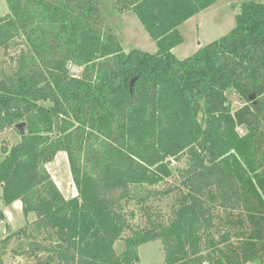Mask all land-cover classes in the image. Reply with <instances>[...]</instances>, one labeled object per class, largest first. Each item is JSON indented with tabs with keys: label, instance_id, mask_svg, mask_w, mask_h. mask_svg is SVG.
<instances>
[{
	"label": "trees",
	"instance_id": "obj_1",
	"mask_svg": "<svg viewBox=\"0 0 264 264\" xmlns=\"http://www.w3.org/2000/svg\"><path fill=\"white\" fill-rule=\"evenodd\" d=\"M112 1L155 53L125 52L97 0H4L0 200L34 219L0 241V264L11 241L33 264H138L154 241L164 264H264V0L182 60L180 27L216 0ZM59 152L69 199L46 169Z\"/></svg>",
	"mask_w": 264,
	"mask_h": 264
},
{
	"label": "rangeland",
	"instance_id": "obj_2",
	"mask_svg": "<svg viewBox=\"0 0 264 264\" xmlns=\"http://www.w3.org/2000/svg\"><path fill=\"white\" fill-rule=\"evenodd\" d=\"M243 1L245 0H216L214 6L184 23L180 27L183 43L173 50L174 56L179 60L185 59L194 54L200 47L206 46L229 33L236 24L235 7H238ZM97 2L106 25L117 36L125 52L131 49H139L150 54L156 52V44L150 39L132 12L120 15L116 12L112 0H97ZM7 13L8 10L4 0H0V17ZM70 73L74 76H79L81 69L71 67ZM227 99L232 112L242 105V102L233 91L227 92ZM202 116L200 114V120ZM1 137L8 138L12 144L19 141V135L12 130L7 131ZM179 166H183V163ZM46 169L65 198L69 199L76 195V190L71 180L67 156L64 152L57 153L54 160L46 164ZM172 203L173 199L165 198L155 204L158 205L164 214H167ZM0 214L4 215V224L0 225V241L34 219L33 214L24 215L19 201L5 206L0 200ZM16 247L17 242L15 241H11L6 247L8 253L3 257V264H33V262L25 258L19 257L21 260H18L16 259L18 256L9 253ZM114 248L119 252L123 248V243L117 242ZM138 253V264H164L163 250L158 241L140 246Z\"/></svg>",
	"mask_w": 264,
	"mask_h": 264
},
{
	"label": "water",
	"instance_id": "obj_3",
	"mask_svg": "<svg viewBox=\"0 0 264 264\" xmlns=\"http://www.w3.org/2000/svg\"><path fill=\"white\" fill-rule=\"evenodd\" d=\"M226 105H228V104H226ZM15 129L20 133L21 136H24L25 132H26V125L23 122L19 123V124L15 125ZM16 259L21 260L19 257H17Z\"/></svg>",
	"mask_w": 264,
	"mask_h": 264
},
{
	"label": "built area",
	"instance_id": "obj_4",
	"mask_svg": "<svg viewBox=\"0 0 264 264\" xmlns=\"http://www.w3.org/2000/svg\"><path fill=\"white\" fill-rule=\"evenodd\" d=\"M3 224H4V222L2 220H0V225H3Z\"/></svg>",
	"mask_w": 264,
	"mask_h": 264
},
{
	"label": "crops",
	"instance_id": "obj_5",
	"mask_svg": "<svg viewBox=\"0 0 264 264\" xmlns=\"http://www.w3.org/2000/svg\"><path fill=\"white\" fill-rule=\"evenodd\" d=\"M2 217H3V218H2L1 220L3 221V219H4V215H3V214H2Z\"/></svg>",
	"mask_w": 264,
	"mask_h": 264
}]
</instances>
